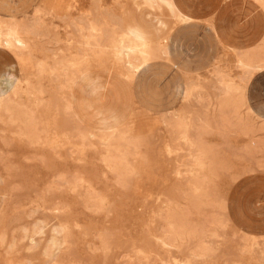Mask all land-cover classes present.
I'll use <instances>...</instances> for the list:
<instances>
[{
  "label": "rangeland",
  "instance_id": "rangeland-1",
  "mask_svg": "<svg viewBox=\"0 0 264 264\" xmlns=\"http://www.w3.org/2000/svg\"><path fill=\"white\" fill-rule=\"evenodd\" d=\"M17 5L0 11V72L14 60L16 74H0V232L17 241L0 264H264V118L250 107L264 111V41L234 53L209 23L173 24L141 0ZM157 17L171 60L132 82L142 60L121 23L156 37ZM144 44L147 61L160 53ZM99 71L114 75L109 93ZM187 75L199 78L182 100ZM37 219L46 233L27 250L21 228Z\"/></svg>",
  "mask_w": 264,
  "mask_h": 264
},
{
  "label": "crops",
  "instance_id": "crops-1",
  "mask_svg": "<svg viewBox=\"0 0 264 264\" xmlns=\"http://www.w3.org/2000/svg\"><path fill=\"white\" fill-rule=\"evenodd\" d=\"M40 1V0H39ZM18 0H0V11H5L6 14L2 16H10L11 13L7 11H16L18 6ZM141 4L146 9H158L165 10L173 19V24H196V23H209L210 26H206L205 29L215 35V37L225 47L235 52H246L251 50L264 41V10L261 5L255 0H141ZM14 16V15H13ZM122 28L126 30L133 38L148 44L154 52L160 49V53L154 54L149 61L146 62L134 75L136 76L144 70L152 61L157 59H164L166 61L171 60L172 44L168 43V33L171 27L167 28L165 21L157 17L155 19V31L163 30V34L156 37L151 36L144 25H129L124 21L121 23ZM218 60V59H217ZM13 65L7 67L3 71H12ZM217 62L211 71H215ZM264 70L256 72L257 75ZM15 74V73H14ZM100 81L105 84V93H109V87H111L114 75L107 74V72L99 71ZM16 75V74H15ZM253 76V77H254ZM252 77V78H253ZM199 75L196 77L185 76V84L182 89V100L185 98V92L187 90V83L189 79H193L196 85ZM251 78V79H252ZM189 94L192 92L189 90ZM126 96H129L132 106H135V93L133 91L132 83L128 82ZM248 100V99H247ZM250 106V105H249ZM257 114L264 118V111L260 112L257 108L250 106ZM46 222L44 219L35 220L31 226H24L21 228L22 234L20 239L26 240L27 250H32L39 246L42 237L46 233ZM59 227V226H58ZM58 227H55L54 222L50 224L48 228V236L44 239V243L41 247V254L46 259L52 262L60 248V242L63 241L62 233ZM5 244V252L10 253L17 245V241L12 239L6 240L4 232H0V244Z\"/></svg>",
  "mask_w": 264,
  "mask_h": 264
},
{
  "label": "bare ground",
  "instance_id": "bare-ground-1",
  "mask_svg": "<svg viewBox=\"0 0 264 264\" xmlns=\"http://www.w3.org/2000/svg\"><path fill=\"white\" fill-rule=\"evenodd\" d=\"M261 1V0H259ZM263 2V1H262ZM262 8L264 9V2L261 4ZM94 31V30H93ZM5 37H6V40H5V47L7 49L13 47V42L15 40V37H14V32L13 30L11 31H7L5 33ZM124 37V36H123ZM121 38V37H120ZM149 47V46H148ZM129 50L132 52V54L134 52H137L139 54V56L141 57V67L146 64L147 62V58H146V53H145V44L137 39H129V46H128ZM122 50V49H121ZM128 50V51H129ZM125 51V50H124ZM129 52V53H131ZM125 54V53H124ZM128 55V54H127ZM124 57V56H123ZM128 61H130L129 59H127ZM131 63V62H130ZM129 63V65H130ZM124 66V65H123ZM128 68V67H127ZM131 70V69H130ZM7 81L8 82H13L11 84V86H17L15 82H18L13 76H10L9 78H7ZM3 106V110L6 112V113H10V110H9V107H8V103L2 99H0V106ZM24 112V111H23ZM21 112V116L20 118H22L23 120L26 119V111L23 113Z\"/></svg>",
  "mask_w": 264,
  "mask_h": 264
}]
</instances>
